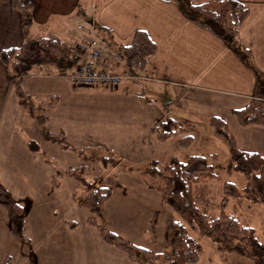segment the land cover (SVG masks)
<instances>
[{
  "label": "crops",
  "instance_id": "0c3cea01",
  "mask_svg": "<svg viewBox=\"0 0 264 264\" xmlns=\"http://www.w3.org/2000/svg\"><path fill=\"white\" fill-rule=\"evenodd\" d=\"M29 1L31 22L23 25L13 0H0V51L48 35L73 45L95 36L119 49L142 30L155 52L137 74L124 61L126 79L112 88L78 87L56 73L12 79L0 61V184L25 212L24 238H17L0 205V264H136L101 237L91 218L134 246L164 252L173 212L150 166L193 156L197 125L212 126L213 118L238 150L264 157V127L242 125L234 115L255 96L256 74L264 92V0H234L248 11L237 42L250 51L251 66L187 19L176 0H101L98 7L97 0ZM165 119L190 125L189 146L179 137L154 138L152 128ZM94 152L98 181L92 170L84 182L68 175ZM103 157L112 162L102 167ZM96 187L111 191L99 214L79 203L85 188Z\"/></svg>",
  "mask_w": 264,
  "mask_h": 264
},
{
  "label": "trees",
  "instance_id": "16d2710c",
  "mask_svg": "<svg viewBox=\"0 0 264 264\" xmlns=\"http://www.w3.org/2000/svg\"><path fill=\"white\" fill-rule=\"evenodd\" d=\"M181 13L189 20L215 35L228 44L243 63L251 66V54L237 42L238 31L247 15V8L234 0L217 3L192 5L187 0H176ZM13 5L22 13L23 25L31 22L32 3L29 0H13ZM125 58V68L131 74L141 72L147 58L155 52V45L146 32L137 30L130 42L119 47ZM81 58L73 44L48 35L25 41L18 48L0 51V61L7 68L9 76L14 79L31 73L66 74L74 68ZM256 76L255 96L243 109L234 111L242 125L264 127V92L258 74ZM217 133L225 140L229 148L227 172L243 175L245 185L242 191L231 182H222L220 211L207 215L200 211L193 198V185L220 180L214 165L215 154L193 155L185 159L172 157L164 167H150L149 172L162 176L163 182L158 187L162 194V203L171 208L173 214L168 219L166 250L154 253L134 246L120 236L109 232L94 219L89 223L97 228L101 237L126 252L129 259L136 264H194L203 251L199 238L210 241L217 253H235L248 258L252 264H264V243L255 235L254 229L242 224L239 217L225 211L227 202L232 200L231 208L248 201L250 205L264 206V157L254 152H242L235 147L225 124L217 118L210 120ZM190 125L165 119L152 128V135L158 141L179 137L181 146H189L191 137L186 134ZM80 153V152H79ZM81 154V153H80ZM108 157L101 158V166L111 163ZM154 164V163H153ZM70 177L84 182L90 175V168L68 169ZM111 191L107 187L91 189L80 199L79 203L94 214H99L108 200ZM0 205L10 215L11 232L17 238H24L22 224L25 212L13 202L0 184ZM196 233V237L194 236Z\"/></svg>",
  "mask_w": 264,
  "mask_h": 264
},
{
  "label": "rangeland",
  "instance_id": "374dc122",
  "mask_svg": "<svg viewBox=\"0 0 264 264\" xmlns=\"http://www.w3.org/2000/svg\"><path fill=\"white\" fill-rule=\"evenodd\" d=\"M101 3V0H97L96 6L98 7ZM124 79H126V77H124ZM195 136L194 140L196 142L189 148V154L203 156L215 154L217 161L214 162V165L221 167L216 168L220 177L219 181L195 184L193 186V198L198 209L207 215H215L220 211L222 182H231L239 191H242L243 186L245 185V179L243 175L239 173L225 171L224 167H226L230 157L229 148L226 142L220 138L213 126L199 123L197 125ZM95 155V152L89 153L88 156H86L87 161H85V165L92 170L93 180L98 181V176L94 173L97 171V159ZM85 189L86 192L90 191L87 188ZM232 203V200L227 202L225 211L235 214L239 217L242 224L253 228L258 240L264 243V206L251 204L249 207L248 204L250 205V203L245 201L242 202L241 206L236 207V211L234 212L231 208ZM196 235L197 234L194 233L195 237ZM202 239L199 238L198 240L201 242L200 244L202 245L203 253L200 256L201 260L196 264H252L248 258H244L243 256L235 253H217L210 241L207 239L205 240L204 238Z\"/></svg>",
  "mask_w": 264,
  "mask_h": 264
},
{
  "label": "built area",
  "instance_id": "2783aa9c",
  "mask_svg": "<svg viewBox=\"0 0 264 264\" xmlns=\"http://www.w3.org/2000/svg\"><path fill=\"white\" fill-rule=\"evenodd\" d=\"M81 61L68 73L72 84L80 87H117L126 77L110 68H122L124 56L109 43L95 37H82L76 44Z\"/></svg>",
  "mask_w": 264,
  "mask_h": 264
}]
</instances>
